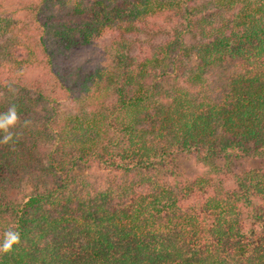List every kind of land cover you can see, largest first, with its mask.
<instances>
[{"label": "trees", "instance_id": "obj_1", "mask_svg": "<svg viewBox=\"0 0 264 264\" xmlns=\"http://www.w3.org/2000/svg\"><path fill=\"white\" fill-rule=\"evenodd\" d=\"M10 1L0 264H264V0Z\"/></svg>", "mask_w": 264, "mask_h": 264}, {"label": "rangeland", "instance_id": "obj_2", "mask_svg": "<svg viewBox=\"0 0 264 264\" xmlns=\"http://www.w3.org/2000/svg\"><path fill=\"white\" fill-rule=\"evenodd\" d=\"M12 2L10 0H5V4H11ZM89 53L88 52H83L80 54V60L87 61L89 58ZM35 74V71H31L28 73V76H32ZM63 111H69L70 106L69 105H64L62 107ZM215 163L218 166H222L223 161L218 159L215 161ZM231 163H232V169L234 171H241L246 168H260L263 166V163L258 160L257 158H250V157H238L237 159L231 158ZM175 166L181 171L182 174L186 176H196L202 173L203 171V166L201 164H197L193 159L189 157H179L175 161ZM86 174V173H85ZM224 185L227 188H232L233 187V179L231 178H226L224 181Z\"/></svg>", "mask_w": 264, "mask_h": 264}, {"label": "clouds", "instance_id": "obj_3", "mask_svg": "<svg viewBox=\"0 0 264 264\" xmlns=\"http://www.w3.org/2000/svg\"><path fill=\"white\" fill-rule=\"evenodd\" d=\"M19 123L17 107L15 103L9 105L6 111L0 112V144H8L14 141L13 129ZM29 123L24 121V124ZM20 241V233L14 228H8L0 235V252H9Z\"/></svg>", "mask_w": 264, "mask_h": 264}]
</instances>
